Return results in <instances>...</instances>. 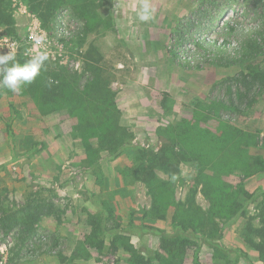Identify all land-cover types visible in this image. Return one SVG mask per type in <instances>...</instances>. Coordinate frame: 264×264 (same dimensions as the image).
<instances>
[{
    "label": "rangeland",
    "instance_id": "obj_1",
    "mask_svg": "<svg viewBox=\"0 0 264 264\" xmlns=\"http://www.w3.org/2000/svg\"><path fill=\"white\" fill-rule=\"evenodd\" d=\"M94 1L88 19L74 3L60 2L43 27L26 0H13L17 34L0 27V53L14 51L22 62L46 52L42 74H64L101 108L112 101L116 108L93 112L87 99L70 106L67 98L43 113L24 88L0 90V208H15L31 193L53 205L25 240L0 229V264H135L124 241L161 264L162 240H173L181 264H193L196 251L202 264H264L247 242L260 240L247 231L249 223L259 225L258 200L243 196L264 189V172H202L210 139L197 138L200 130L213 131L264 156V77L256 75L264 73V0H149L155 11L148 22L136 17L142 0ZM182 21L190 30L177 41ZM94 72L108 103L101 86L91 87ZM110 121L126 133L120 153L115 138L102 140ZM168 142L170 155L180 147L194 152L176 178L150 162ZM237 155L241 160L244 152ZM203 180L225 182L245 210L216 215L213 236L211 221L197 229L179 225L190 217L192 186L198 208L213 212ZM96 216L106 230L101 248L87 239ZM118 232L115 251L110 242ZM92 237V244L101 239Z\"/></svg>",
    "mask_w": 264,
    "mask_h": 264
},
{
    "label": "trees",
    "instance_id": "obj_2",
    "mask_svg": "<svg viewBox=\"0 0 264 264\" xmlns=\"http://www.w3.org/2000/svg\"><path fill=\"white\" fill-rule=\"evenodd\" d=\"M64 1H70L71 3H74V6L81 11V15H84L85 18L88 19L90 16H93L95 9L94 0H26V4L29 10L36 14V16L39 18L43 24V27H45L56 7L60 2ZM12 4L13 0H0V27H4L8 34L16 35V20L14 18V8ZM188 24L189 22L182 21L178 28H176V36L178 37L177 41H183L187 36V31L190 30ZM23 62L25 61H22L21 63ZM62 75L64 74L59 73L51 77L48 76V74L41 73V75L38 76L31 85L24 88L26 90L25 92L28 94L30 93L31 97L40 103L43 113H48L51 111V108L58 106L63 100L67 98L70 99V102H72L70 106L74 104L73 101L76 99H87L89 101V107L93 112L104 110L103 113H105L108 111L105 110L107 107H109L112 111L116 110L113 101L109 102V104H106L108 106L101 108L99 100L96 98L94 99L92 97V93H90L91 98H89V91L81 92L82 90L80 88L70 85L71 82L64 80ZM256 75H260L261 78L264 77V73L256 72ZM101 78L102 75L94 72L91 87L99 88V86H101L99 89H97V91L100 93L101 97L106 98V103H108L109 93H106L104 87L102 86ZM112 116L113 114L111 117ZM108 127L111 128L107 131L106 136H102V140H108V137L115 138L116 140L114 141L116 142V149H118L117 153H120L128 145L125 141H123V139L120 140L122 136L125 137L126 133L123 127L117 123V121H110V125ZM197 133H199V136H197L199 139H210L209 143L207 144L210 151L206 160H199V168L202 172H205V170L208 168L213 170V167L217 172L218 170L224 169L228 166H230L231 169L243 166L244 170L242 173L246 176L264 172V156L261 154L249 153L247 148V146L250 145L249 143H229L224 140V134L221 136L219 133L209 130L205 132L200 130ZM86 146L89 151L93 149L90 144H86ZM170 148H173L172 143H164V145L160 148L161 150L150 159V162L151 164L158 165L159 168L164 169L172 178H176L180 173L181 161L191 160V154L194 152H189L184 149V147H180L179 154L174 153L170 155L167 152V150ZM238 151L244 152V156L241 158V160H239L240 158L237 155ZM193 159H195V157H193ZM202 172L201 175L203 176ZM206 176L207 175H205L204 178H206ZM216 180H211L209 182L203 180V183L207 184V193L205 191L204 193L208 196V199L212 203L211 211L213 212H208V214L202 212L195 203L197 186L191 187L190 195L192 200L190 202V208L188 209V214H190V217L180 222L179 225L182 229L183 227L187 229H197V227L204 228L206 223L211 221L210 223L212 228H208V231L210 233L209 236H213V234L216 233V226L218 225L217 223H214L213 220L216 215L222 214L226 208H228L229 211H233L234 214H239V212L244 213L245 210L242 209L241 203L239 202L241 194L229 192L225 186V182L222 180L217 182ZM199 182L200 181L198 180V183ZM195 185H197V183ZM243 196L251 200H258L257 205L259 206V225L254 226L253 224L249 223L247 226V231L248 233L257 236L260 240L254 241L250 238L247 242L259 252L260 257L264 260V189L258 188L255 193L246 191L243 193ZM52 209V204L40 200V198L36 197V194L31 193L25 203L15 208L1 206L0 229L5 230L6 232L12 230L18 231L23 235V237H21L22 240H25L34 234L35 225L38 224L44 217L50 215L52 213ZM92 224L93 227L91 233L89 234V237L87 236V239L91 244L88 242L87 244L90 246L95 245V247L101 248L104 243V236L106 233L105 227L101 223L100 218L97 216L95 218L93 217ZM177 234L181 237L180 232ZM93 235L101 237V239L99 238L95 244H92L94 243V240H91L94 239L92 237ZM114 235L115 239L111 240L110 246L116 251L118 249L117 241L118 239H121V235L123 234L118 232ZM178 235L176 236L178 237ZM195 238L198 240L200 239L197 236ZM181 240L183 241L182 238ZM184 241H187V238H185ZM124 247L128 252H130L135 264H151L149 260L145 259L141 255L140 250L135 248L129 241H124ZM161 248L162 251L156 252V257L161 264H181V262L177 261L176 257L173 256V240H162ZM193 264H202L197 251L193 256Z\"/></svg>",
    "mask_w": 264,
    "mask_h": 264
},
{
    "label": "clouds",
    "instance_id": "obj_3",
    "mask_svg": "<svg viewBox=\"0 0 264 264\" xmlns=\"http://www.w3.org/2000/svg\"><path fill=\"white\" fill-rule=\"evenodd\" d=\"M154 11L149 0H142L136 9V17L141 22H148L153 19ZM48 59V54L41 52L21 63L14 51L0 53V90L19 94L46 69Z\"/></svg>",
    "mask_w": 264,
    "mask_h": 264
}]
</instances>
